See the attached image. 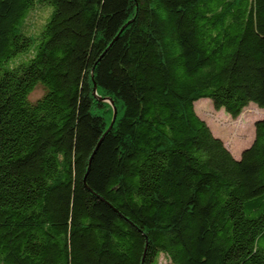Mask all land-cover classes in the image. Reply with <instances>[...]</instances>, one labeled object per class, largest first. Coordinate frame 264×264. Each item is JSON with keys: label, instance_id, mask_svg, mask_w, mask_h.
Segmentation results:
<instances>
[{"label": "trees", "instance_id": "1", "mask_svg": "<svg viewBox=\"0 0 264 264\" xmlns=\"http://www.w3.org/2000/svg\"><path fill=\"white\" fill-rule=\"evenodd\" d=\"M202 98L264 110V0H0V264H264V116Z\"/></svg>", "mask_w": 264, "mask_h": 264}, {"label": "rangeland", "instance_id": "2", "mask_svg": "<svg viewBox=\"0 0 264 264\" xmlns=\"http://www.w3.org/2000/svg\"><path fill=\"white\" fill-rule=\"evenodd\" d=\"M44 93V89L38 86L30 94L32 100H36ZM197 113L207 121L215 135L220 136L225 145L230 148L235 157H240L241 151L248 146L254 137V123L264 116V110L251 102L242 114L233 118L224 109L214 108L209 98H202L195 103ZM159 264H168L162 255Z\"/></svg>", "mask_w": 264, "mask_h": 264}, {"label": "water", "instance_id": "3", "mask_svg": "<svg viewBox=\"0 0 264 264\" xmlns=\"http://www.w3.org/2000/svg\"><path fill=\"white\" fill-rule=\"evenodd\" d=\"M95 89H96V88H95ZM111 103L113 104V101H111ZM115 116H116V109H115V113H114V118H115ZM114 118H113V119H114Z\"/></svg>", "mask_w": 264, "mask_h": 264}]
</instances>
